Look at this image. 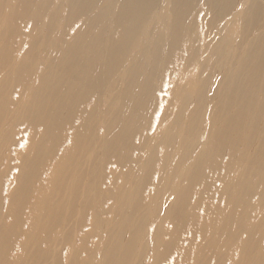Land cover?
I'll return each instance as SVG.
<instances>
[{
    "label": "bare ground",
    "instance_id": "1",
    "mask_svg": "<svg viewBox=\"0 0 264 264\" xmlns=\"http://www.w3.org/2000/svg\"><path fill=\"white\" fill-rule=\"evenodd\" d=\"M194 3L0 0V264H264V23Z\"/></svg>",
    "mask_w": 264,
    "mask_h": 264
},
{
    "label": "rangeland",
    "instance_id": "2",
    "mask_svg": "<svg viewBox=\"0 0 264 264\" xmlns=\"http://www.w3.org/2000/svg\"><path fill=\"white\" fill-rule=\"evenodd\" d=\"M194 1H195L194 9H195V7H197L195 10L196 13L203 11V15H204V12L205 11L206 12H205V16H204L203 21H202V25H201L200 29L198 30V33L192 34V36L189 37L188 42L190 43L189 45H191L195 49L201 50L204 47H206V42L212 43V44L214 43L213 46L217 45L216 40L223 36L222 34H220V31L218 30L217 25L225 24L228 21V19L235 12H237L239 9L243 8V2L245 0H194ZM256 1L258 2V5H253L251 3V0H247L244 2V8L243 9L246 10L248 14H246L244 16V18H242L241 24L245 30H252V29H254V26H257V24L260 23V25H261L262 23H264V0H256ZM234 6H235V8H234ZM232 9H233L232 13L228 17H226L227 14L230 13V11ZM21 40H23V37L11 39L10 44L12 46H14V49L18 50V47H19L18 43H20ZM221 45L223 47V45H224L223 42L221 43ZM22 46H23V48H22ZM19 48L29 49V45L21 44ZM224 49H225V46H224ZM228 51H229V46L226 48L227 53H228ZM229 60H231V54L230 53H229V55L227 54L226 56H224V55L220 56L219 55V57H217V59H216V57L214 58V64L211 66V69L218 70V68L220 67V64H225ZM208 67H207L208 72H210V64ZM218 79H219V75H218V72H216L215 75L212 77L211 84L208 87V94L210 96V99L213 97V93H214V90H215L216 85H217L213 81L218 80ZM118 89H119V91H118L119 93L121 92V90H124L121 85H120V87H118ZM210 99H209V103L211 105ZM215 102H217V100H215ZM263 125L264 124H261V128H263ZM138 139H139V137H138ZM138 139L135 141V145L137 144ZM256 146L253 147L252 150H254L256 148ZM241 150H242V147H240V151ZM137 154H138V151H134L133 152V158ZM176 160H175V163H176ZM111 162L113 165L110 164L107 167V170L104 172V174H106V175L109 173L108 170H110L111 167H115V164H114L115 159L114 158L111 160ZM96 166H97V163L95 164V167ZM132 167L134 168L133 165H132ZM128 168L129 167L124 168L123 171L125 172ZM223 173H224V171L222 172V174ZM109 178H110V176L108 177V179ZM108 179L106 180V183L108 182ZM210 180L211 179H208L207 182H209ZM203 184H204V182H203ZM200 187L201 186H198L197 188H200ZM195 199H196V196L194 195L193 200L195 201ZM84 230H86V228H84ZM89 248H90V245H89ZM82 256H84V255H82Z\"/></svg>",
    "mask_w": 264,
    "mask_h": 264
},
{
    "label": "snow or ice",
    "instance_id": "3",
    "mask_svg": "<svg viewBox=\"0 0 264 264\" xmlns=\"http://www.w3.org/2000/svg\"><path fill=\"white\" fill-rule=\"evenodd\" d=\"M162 90H164L165 88V85L162 83V86H161ZM154 130V129H153Z\"/></svg>",
    "mask_w": 264,
    "mask_h": 264
}]
</instances>
